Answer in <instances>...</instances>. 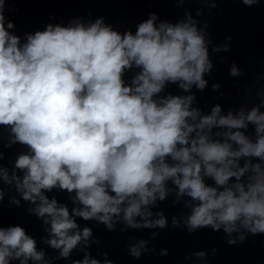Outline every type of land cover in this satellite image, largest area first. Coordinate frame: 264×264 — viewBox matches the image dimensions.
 I'll return each instance as SVG.
<instances>
[{
    "label": "clouds",
    "instance_id": "9594fccd",
    "mask_svg": "<svg viewBox=\"0 0 264 264\" xmlns=\"http://www.w3.org/2000/svg\"><path fill=\"white\" fill-rule=\"evenodd\" d=\"M14 2L0 0V126L11 134L3 148L18 143L28 151L11 175L0 166V180L19 195L0 188V206L6 198L16 208L21 200L33 205L25 211L44 226L39 242L57 255L46 259L37 239L16 224L0 227V264H115L106 251L92 254L103 242L89 223L108 232L149 230L147 239L127 237V255L136 260L168 256L154 246L166 229L222 232L229 246L264 236V74L243 90L232 85L246 96L256 90L260 102L249 109L225 113L215 103L206 112L197 97L209 88L211 54L223 64L220 53L231 51L232 36L215 43L208 30L221 0H172L177 8L200 7L195 16L183 8L184 19L158 24L150 12L134 31L121 32L104 16L87 26L47 24L24 43L6 17ZM231 2L252 8L264 0ZM205 9L209 20L198 19ZM228 74L247 75L236 62ZM170 85L183 94L166 91ZM210 88L219 93L213 100L233 96L219 82ZM53 189L69 194L73 207L50 199ZM173 193L168 206L188 212L172 214L169 223L160 205ZM217 252L190 251L183 259L209 264Z\"/></svg>",
    "mask_w": 264,
    "mask_h": 264
}]
</instances>
